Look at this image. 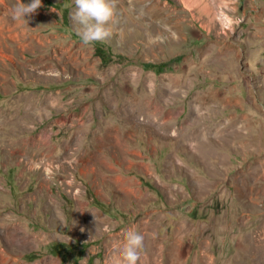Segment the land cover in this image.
Wrapping results in <instances>:
<instances>
[{"label":"rangeland","instance_id":"1","mask_svg":"<svg viewBox=\"0 0 264 264\" xmlns=\"http://www.w3.org/2000/svg\"><path fill=\"white\" fill-rule=\"evenodd\" d=\"M112 2L0 0V264H264V0Z\"/></svg>","mask_w":264,"mask_h":264},{"label":"clouds","instance_id":"2","mask_svg":"<svg viewBox=\"0 0 264 264\" xmlns=\"http://www.w3.org/2000/svg\"><path fill=\"white\" fill-rule=\"evenodd\" d=\"M42 0H18L11 14L14 19L27 22L28 15L34 13ZM74 21L79 26L78 35L83 43L104 41L111 36L108 22L114 15L112 0H74ZM110 231V229H105ZM123 244L118 250L120 264H137L143 247V236L137 231L127 230L122 233Z\"/></svg>","mask_w":264,"mask_h":264},{"label":"bare ground","instance_id":"3","mask_svg":"<svg viewBox=\"0 0 264 264\" xmlns=\"http://www.w3.org/2000/svg\"><path fill=\"white\" fill-rule=\"evenodd\" d=\"M224 51V50H223ZM13 236H20V241L26 240L27 237L22 236V234L14 233Z\"/></svg>","mask_w":264,"mask_h":264},{"label":"trees","instance_id":"4","mask_svg":"<svg viewBox=\"0 0 264 264\" xmlns=\"http://www.w3.org/2000/svg\"><path fill=\"white\" fill-rule=\"evenodd\" d=\"M158 65H161V63H160V64H158ZM158 69H160V70H161V69H162V67H160V68H158Z\"/></svg>","mask_w":264,"mask_h":264}]
</instances>
